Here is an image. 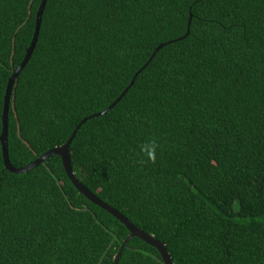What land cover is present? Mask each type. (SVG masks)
I'll return each mask as SVG.
<instances>
[{
	"label": "trees",
	"instance_id": "obj_1",
	"mask_svg": "<svg viewBox=\"0 0 264 264\" xmlns=\"http://www.w3.org/2000/svg\"><path fill=\"white\" fill-rule=\"evenodd\" d=\"M40 2L0 0V134ZM168 41L80 126L72 168L173 264H264V0H47L10 96V163L63 145ZM129 234L59 155L13 173L0 142V264H113ZM117 264L164 263L132 237Z\"/></svg>",
	"mask_w": 264,
	"mask_h": 264
},
{
	"label": "water",
	"instance_id": "obj_2",
	"mask_svg": "<svg viewBox=\"0 0 264 264\" xmlns=\"http://www.w3.org/2000/svg\"><path fill=\"white\" fill-rule=\"evenodd\" d=\"M46 2H47V0H41V2H40L39 8H38V10L36 12L35 28H34V33H33V37H32L30 46L27 48L26 55L24 56V58H23L22 62L20 63V65L13 71L12 75L9 77L8 82H7V86H6V89H5L4 104H3V110H2V115H1V118H2V131H1V134H0V142H1V147H2V156H3L4 166L10 172L22 173V172L28 171L29 169L34 168L39 163L43 162L44 160H46L47 158H49L52 155H59L61 157L63 167H64L68 177L70 178V180L72 181L74 186L78 189V191L80 193H82L90 201H92L94 204L100 206L101 208L105 209L110 214H112L114 217H116L130 231V234L123 241L120 249L118 250L117 254L115 255L113 264H117L118 263V260H119L121 254H122L123 248L125 247L127 242L132 237H138V238L142 239L143 241L147 242L148 244L152 245L153 247H155L157 249V251L159 252V254L161 255V258H162L164 264H173L171 255H170L168 249L166 248L165 243L159 241L152 234H149L148 232L144 231L140 227H138L135 224H133L124 214H122L120 211H118L116 208H114L113 206H111L107 202H105L102 199H100L96 194H94L92 191H90L77 178V176H76V174H75V172H74V170L72 168L71 152H70L71 141L73 140V138H74L76 132L78 131V129L80 128V126L86 120H88L89 118L102 115V114L106 113L109 109H111L120 100V98L129 90V88L133 85V83L135 82L136 76L153 59V57L155 56L157 51L159 49H161L165 44H168L170 41H168L166 43L159 44L155 48L153 53L150 55V57L148 58L147 62L134 74V76L132 77V79L129 82V84L122 91V93L115 99V101L112 104H110L107 108H105L104 110L84 117L76 125V127L73 130L71 136L68 138V140L63 145L56 146V147L46 151L44 154L39 156L36 160H34L33 162H31L29 164H26L24 166L14 167L10 163L9 152H8V140H7V134H8V110H9L10 96H11L12 88H13V85H14V82H15V78L17 77L19 72L22 70V68L25 66V64L28 61V59H29V57H30V55H31V53L33 51V48H34V46H35V44L37 42L38 35H39L40 24H41V20H42V14H43ZM190 22H191V18L188 21L186 33L182 37L177 38V39L184 38V37H186L189 34ZM177 39H174L172 41H175Z\"/></svg>",
	"mask_w": 264,
	"mask_h": 264
},
{
	"label": "clouds",
	"instance_id": "obj_3",
	"mask_svg": "<svg viewBox=\"0 0 264 264\" xmlns=\"http://www.w3.org/2000/svg\"><path fill=\"white\" fill-rule=\"evenodd\" d=\"M155 143L154 142H152V141H149L146 145H144V148L146 149V151H147V154L149 155V156H151L152 155V153L154 152V150H155Z\"/></svg>",
	"mask_w": 264,
	"mask_h": 264
}]
</instances>
